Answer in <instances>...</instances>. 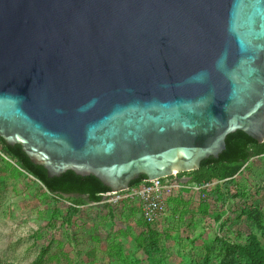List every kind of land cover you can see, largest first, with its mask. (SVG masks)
<instances>
[{
  "label": "water",
  "instance_id": "water-1",
  "mask_svg": "<svg viewBox=\"0 0 264 264\" xmlns=\"http://www.w3.org/2000/svg\"><path fill=\"white\" fill-rule=\"evenodd\" d=\"M238 130L264 142V0H0V137L50 177L124 191Z\"/></svg>",
  "mask_w": 264,
  "mask_h": 264
},
{
  "label": "rangeland",
  "instance_id": "rangeland-1",
  "mask_svg": "<svg viewBox=\"0 0 264 264\" xmlns=\"http://www.w3.org/2000/svg\"><path fill=\"white\" fill-rule=\"evenodd\" d=\"M189 179L176 174L181 186L166 193L168 215L156 223L145 222L139 199L112 196L80 206L68 222L53 213L66 214L71 202L0 146V264H30L45 247L44 264H220L227 246L217 237L234 243L254 235L264 244V228L247 213L259 209L264 225V156L235 176V195L225 205L206 192L218 181L201 187Z\"/></svg>",
  "mask_w": 264,
  "mask_h": 264
},
{
  "label": "trees",
  "instance_id": "trees-1",
  "mask_svg": "<svg viewBox=\"0 0 264 264\" xmlns=\"http://www.w3.org/2000/svg\"><path fill=\"white\" fill-rule=\"evenodd\" d=\"M0 146L4 154L14 159L21 168L40 181L50 193L71 202L66 214H62L60 210L53 213L55 219L61 214L64 220L69 222L80 206L88 203H100L105 195L111 192V188L94 175L83 176L68 170L60 176L50 177L44 166L37 165L30 160L20 144L8 145L0 137ZM260 156H264V142L259 143L245 132L238 130L227 136L226 149L220 153L218 158L205 159L199 169L181 172L177 176L187 175L190 178L189 182L195 184L218 181L215 187L206 192L214 201H220L225 205L235 195L231 193L235 176L252 158ZM170 177H176V175ZM146 180L147 177L141 175L131 182V187L139 186ZM247 213L255 219L259 226L264 228L261 219L262 213L259 209L251 206L249 210L247 209ZM216 242L227 246L226 257L220 264H234L236 256L243 260L242 264H264V244L254 235L243 241L236 239L234 243L223 241L217 237ZM47 251L48 247L42 249L40 255L30 264H44V255Z\"/></svg>",
  "mask_w": 264,
  "mask_h": 264
},
{
  "label": "built area",
  "instance_id": "built-area-1",
  "mask_svg": "<svg viewBox=\"0 0 264 264\" xmlns=\"http://www.w3.org/2000/svg\"><path fill=\"white\" fill-rule=\"evenodd\" d=\"M214 183L197 184L206 187ZM181 186L176 177H162L146 180L139 186L130 187L124 191L108 192L105 197L112 196L115 201L125 198L139 199L142 203V215L146 222L153 224L168 215L166 193L173 188ZM105 201V200H104Z\"/></svg>",
  "mask_w": 264,
  "mask_h": 264
}]
</instances>
